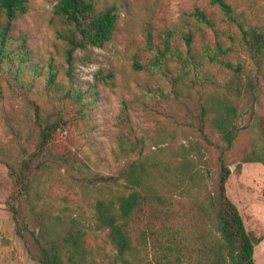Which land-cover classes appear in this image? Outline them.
Instances as JSON below:
<instances>
[{"label": "trees", "instance_id": "obj_1", "mask_svg": "<svg viewBox=\"0 0 264 264\" xmlns=\"http://www.w3.org/2000/svg\"><path fill=\"white\" fill-rule=\"evenodd\" d=\"M207 1L210 8L195 6L179 27L157 30L147 20L149 55L135 54L131 62L134 70L163 80L143 88L154 102L173 103L176 113L167 118L176 127L164 134L172 137L178 127L186 142L147 143L136 134L122 101L116 115L117 165L101 172L55 134L67 121V102L77 107L72 117L84 115L87 103L74 81L75 53L110 42L121 9L114 1L56 0L53 16L67 79L58 80V68L48 60L44 86L54 116L41 114L32 102L30 152L0 140V162L11 178L4 204L32 259L40 264H255L253 249L261 238L246 230L225 183L234 162L229 150L240 134L246 136V149L235 166L242 161L264 166V117L258 111L264 103V12L231 0ZM28 8L29 0H0V63L7 61L15 19ZM113 81L111 68H98L88 88ZM59 185L65 192L54 191ZM176 203L180 207L174 209ZM185 205L193 220L180 209ZM146 215L151 222L144 227ZM100 231V241L90 243L89 233Z\"/></svg>", "mask_w": 264, "mask_h": 264}, {"label": "rangeland", "instance_id": "obj_2", "mask_svg": "<svg viewBox=\"0 0 264 264\" xmlns=\"http://www.w3.org/2000/svg\"><path fill=\"white\" fill-rule=\"evenodd\" d=\"M106 1H114L120 6L118 29L114 38L103 46H88L75 53L72 64L74 81L85 91L87 103L84 115L75 117L70 112L77 107L71 102L66 103L67 121L57 127L55 140L70 147L90 169L112 172L117 165L115 148L119 128L116 115L120 112L122 101L127 103L129 120L136 134L144 136L147 143L162 138L171 143L170 147H176L180 142H186L185 133L178 127L172 137H165L166 129L170 131L176 127L167 118L176 113L173 103L163 99L154 102L143 88L145 83L153 85L163 80L146 70H134L131 62L135 54L143 59L149 55L144 50V27L147 20L157 30L179 27L189 18V12L195 6L210 7L207 0ZM231 1L244 8L252 5L254 13L264 12V0ZM55 2L29 0L28 10L14 21L7 61L0 63V140L19 151L25 148L30 152L34 147L32 102L40 105L41 114L54 116V102L44 86L48 60H52L58 68L57 79L61 82L67 79L64 73V44L56 34L57 24L53 16ZM7 64L11 65L12 70L7 68ZM98 68H111L114 71L113 84L98 83L88 88L92 74ZM16 73L22 80L20 76L15 77ZM258 111L264 117V103ZM178 112L176 117L181 119L180 116L185 112L183 109ZM245 142L246 136L240 134L229 150L228 160L234 162L230 164V173L225 183L226 192L235 201L250 236L261 238L255 244L253 255L255 264H264V166L251 161H242L239 167L235 166L246 149ZM214 154L211 156L215 158ZM10 187L11 178L6 165L0 162V264H40L27 254L23 240L15 233L11 213L4 204ZM54 191L62 193L65 188L59 185ZM179 207L176 203L173 208ZM180 209L185 211L186 217L191 218L188 205ZM144 218L142 225L145 227L151 222L148 220L151 217L146 215ZM184 226L191 229L192 222L185 220ZM103 235V231L90 232L88 240L90 243L100 241ZM149 251L151 253V247Z\"/></svg>", "mask_w": 264, "mask_h": 264}]
</instances>
